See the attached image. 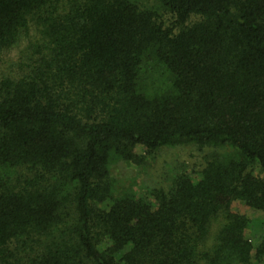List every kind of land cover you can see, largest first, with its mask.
<instances>
[{
	"label": "trees",
	"instance_id": "trees-1",
	"mask_svg": "<svg viewBox=\"0 0 264 264\" xmlns=\"http://www.w3.org/2000/svg\"><path fill=\"white\" fill-rule=\"evenodd\" d=\"M158 2L171 25L132 0H0V59L23 30L38 34L20 73L0 75V264L264 256L232 208L264 211V0ZM143 66L164 70V86L148 91ZM138 144L228 151L150 201L116 197L110 163L142 161ZM19 240L33 244L23 262Z\"/></svg>",
	"mask_w": 264,
	"mask_h": 264
},
{
	"label": "rangeland",
	"instance_id": "rangeland-1",
	"mask_svg": "<svg viewBox=\"0 0 264 264\" xmlns=\"http://www.w3.org/2000/svg\"><path fill=\"white\" fill-rule=\"evenodd\" d=\"M132 1L143 9H156L166 25L169 26L173 23V16L160 7L158 0ZM37 36V30L33 25L21 32L18 42L4 50L1 55L0 75L16 76L20 73L21 63L27 61L26 58L34 51L31 43L37 40ZM141 77L150 92L164 86V70L160 68L143 66ZM134 151L137 155L142 156V161L133 162L116 157L110 163L109 171L113 193L116 197L132 194L150 201L153 199L154 191L169 189L174 178L180 174L197 178L211 156L225 154L228 149L187 144L163 146L154 153L147 154L145 147L138 144ZM254 171L260 172L258 168ZM20 173H22L20 169H14L11 171V176L16 178ZM232 208L249 217L250 223L246 234L254 246L258 245L264 236V211L252 209L241 200L235 201ZM16 244H18V250H15V253L17 258L23 262L29 252L33 250L31 247L33 244L28 247V244L24 245L20 240L16 241L13 246ZM251 264H264V256L254 257Z\"/></svg>",
	"mask_w": 264,
	"mask_h": 264
}]
</instances>
